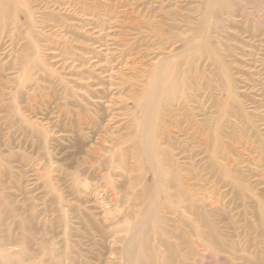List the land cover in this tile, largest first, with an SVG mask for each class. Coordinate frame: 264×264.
I'll list each match as a JSON object with an SVG mask.
<instances>
[{"label":"rangeland","instance_id":"1","mask_svg":"<svg viewBox=\"0 0 264 264\" xmlns=\"http://www.w3.org/2000/svg\"><path fill=\"white\" fill-rule=\"evenodd\" d=\"M133 228L264 264V0H0V264H124Z\"/></svg>","mask_w":264,"mask_h":264},{"label":"bare ground","instance_id":"2","mask_svg":"<svg viewBox=\"0 0 264 264\" xmlns=\"http://www.w3.org/2000/svg\"><path fill=\"white\" fill-rule=\"evenodd\" d=\"M162 6L161 4H159L158 6H156L154 9H161ZM257 11V10H256ZM167 61V60H166ZM165 61V59L163 60H159L158 63L155 65V77H156V81H155V84H153V89L150 91L152 92L151 93V101H152V106H156L157 105V102L160 100L161 96V92H162V89L165 87V86H168V82L171 81V75L168 74V70L164 68V65L167 64V62ZM154 79V78H153ZM173 80V79H172ZM154 81V80H153ZM145 94V93H144ZM150 106V105H149ZM151 106V107H152ZM159 106V105H158ZM157 106V107H158ZM146 107V105H145ZM148 108V106H147ZM146 109V108H145ZM151 108H149L150 110ZM154 109V107H153ZM155 109H157L155 107ZM148 110V109H146ZM145 110V111H146ZM152 110V109H151ZM150 110V111H151ZM149 112V111H148ZM156 112V111H154ZM154 112H151V113H154ZM155 114V113H154ZM149 116V115H148ZM145 117V115H144ZM147 117V116H146ZM151 118V116H150ZM154 118V116L152 117ZM146 120V119H145ZM150 120V119H149ZM148 120V121H149ZM151 121V120H150ZM200 121V120H199ZM197 121V122H199ZM144 122V120H143ZM147 122V120H146ZM146 122L143 124L145 125ZM148 123V122H147ZM151 123L152 122H149L147 125H146V128L145 130H147V128H149L151 130ZM150 126V127H149ZM154 127V125H152ZM144 129V128H143ZM153 131V130H151ZM196 131V130H195ZM199 131V130H198ZM197 132V131H196ZM154 134V133H150V134H147V132H145L141 139H140V146L141 147V152L144 154L145 158H146V162L147 164L149 165V171L151 172L152 174V182H154V179L156 177H159V169L155 163V158L152 154V150H154L152 147H153V144H152V137L151 135ZM199 134V133H198ZM199 136V135H198ZM138 143V142H137ZM159 180V179H157ZM158 182V181H157ZM164 183V182H163ZM160 184V183H158ZM158 197H153V196H150L146 199V203L149 204V206L151 208L147 209V211L145 212V215L146 216H149L151 215L153 212H154V205L156 203ZM154 214V213H153ZM133 231L130 233L129 237L126 239L125 241V245H124V248H123V257H124V264H144V257H143V254H142V251L139 247V245L136 243V241L138 240V235H137V230L139 231V229H132Z\"/></svg>","mask_w":264,"mask_h":264}]
</instances>
